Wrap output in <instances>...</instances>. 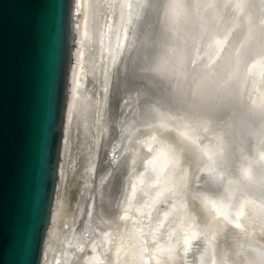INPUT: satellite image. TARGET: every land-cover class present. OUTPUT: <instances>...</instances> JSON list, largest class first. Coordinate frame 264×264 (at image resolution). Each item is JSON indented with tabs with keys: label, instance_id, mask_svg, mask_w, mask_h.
Returning a JSON list of instances; mask_svg holds the SVG:
<instances>
[{
	"label": "bare ground",
	"instance_id": "6f19581e",
	"mask_svg": "<svg viewBox=\"0 0 264 264\" xmlns=\"http://www.w3.org/2000/svg\"><path fill=\"white\" fill-rule=\"evenodd\" d=\"M156 1H80L62 182L43 264H92V245L119 230L107 215L113 180L127 156L133 171L144 151L150 159L132 177L118 257L95 264H264V0ZM131 60L142 82L116 117L113 82ZM253 112L257 124L237 135L234 115ZM202 182L221 189L204 191ZM161 205L168 208L159 215ZM144 206L155 211L153 230Z\"/></svg>",
	"mask_w": 264,
	"mask_h": 264
},
{
	"label": "water",
	"instance_id": "95a60500",
	"mask_svg": "<svg viewBox=\"0 0 264 264\" xmlns=\"http://www.w3.org/2000/svg\"><path fill=\"white\" fill-rule=\"evenodd\" d=\"M80 1L0 0V264H43L46 260V246L62 182L63 150L82 16ZM159 34L163 40L164 35ZM238 35L237 32L235 36ZM136 68L135 61H129L126 70L119 71L118 81L113 82L116 103L111 104L116 117L121 97L137 89L142 82ZM123 74L125 81L121 80ZM220 96L227 98V91H222ZM166 100L168 106L173 102L169 95ZM166 105L163 106L166 108ZM258 117L257 112H253L246 120L236 113L233 122L237 135L248 134ZM112 133L116 134L114 129ZM147 159L150 154L144 151L133 171L130 156L123 162L122 175L115 185V205L107 212L113 223L119 225V230L112 232L113 235H104L101 246L96 242L94 249L92 245L88 259L92 264L99 256L107 257L110 262L118 257L114 246L124 230L122 214L133 192L132 177L142 176ZM149 170L148 174H152ZM97 173L98 168L95 177ZM214 184L202 182L198 187L217 193L221 185ZM148 196L141 195L137 206L143 207ZM188 201L194 206L195 199L189 196ZM166 208L167 205H161L159 215ZM144 209L147 210L145 206ZM88 211L86 201L78 228ZM148 211L146 229L153 230L155 211H150L149 215ZM101 229L107 230L106 227ZM164 230L162 232H166ZM137 237L142 244L143 236ZM158 237L161 240L160 233ZM259 253L263 257V252Z\"/></svg>",
	"mask_w": 264,
	"mask_h": 264
},
{
	"label": "rangeland",
	"instance_id": "374dc122",
	"mask_svg": "<svg viewBox=\"0 0 264 264\" xmlns=\"http://www.w3.org/2000/svg\"><path fill=\"white\" fill-rule=\"evenodd\" d=\"M123 77H121V80H123V81H125V79H126V75H122ZM114 98V99H113ZM125 98V95L124 96H122L121 97V113H122V111H123V108L125 107V105L127 104V101L124 99ZM111 102H112V104L114 105L115 103H116V92H114V93H112V99H111ZM104 165H106V163L104 164ZM102 168H104V167H102ZM101 167H99L98 168V173H97V175H96V177H94V180H95V184H96V182H97V179H98V177H99V174L101 173V171H103V170H105V169H102ZM102 169V170H101ZM116 182H117V178L116 179H114L113 180V186H115L116 185Z\"/></svg>",
	"mask_w": 264,
	"mask_h": 264
},
{
	"label": "snow or ice",
	"instance_id": "6c2138e0",
	"mask_svg": "<svg viewBox=\"0 0 264 264\" xmlns=\"http://www.w3.org/2000/svg\"><path fill=\"white\" fill-rule=\"evenodd\" d=\"M213 179H214V180H218L219 177L217 176V177H214ZM239 215H241V213H237V216H238V217H239ZM229 223H231V221H229ZM234 226H235V227H240L239 223H235Z\"/></svg>",
	"mask_w": 264,
	"mask_h": 264
}]
</instances>
